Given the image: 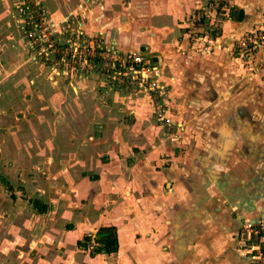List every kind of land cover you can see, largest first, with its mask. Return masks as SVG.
Returning a JSON list of instances; mask_svg holds the SVG:
<instances>
[{
    "label": "crops",
    "instance_id": "1",
    "mask_svg": "<svg viewBox=\"0 0 264 264\" xmlns=\"http://www.w3.org/2000/svg\"><path fill=\"white\" fill-rule=\"evenodd\" d=\"M40 1L57 32L65 25L69 27L73 16H78L81 19L74 22L77 27L73 32L99 35L106 45L120 52L155 53L153 60L162 68L159 81L167 87L165 103L185 119L181 122L183 130L190 126L201 130V143L191 142L192 147H200L201 153L186 151L178 155L176 143L170 148L169 158L161 159L151 95L123 98L113 93L105 97V105L95 108L97 100L104 97L94 92L92 80L73 88L74 100L62 104L63 115L89 114L92 121L84 126L91 131L96 123L103 131L102 136L89 134V140L76 141L74 146L79 151L72 159L80 165L75 178L80 193L86 191L85 187L91 188L89 205L94 209L95 232L115 228L119 250L109 255H126L120 243L125 237L137 243L130 253L139 264H145L147 258L155 260L154 264H178L179 251L189 261L200 259L198 264H252L253 259L244 252L246 237L239 231L245 224L264 220V139L258 137V127L264 129V91L256 84L244 86L243 60L231 52L230 44L233 38L264 27V0H231L232 13L228 18L219 17L213 35L215 50L207 55H201L195 46L187 48L184 30L186 20L206 0H161L164 6L157 5L160 0H152L154 9L138 16L136 23L128 22L131 15L115 6L122 0ZM17 2L0 0V58L21 49L22 37L15 25ZM181 49L189 53L178 54ZM262 55L251 54L247 59L251 63L253 56ZM84 120L81 117L80 123L76 122L78 129L86 131L81 127ZM61 127L57 128L59 138L67 131ZM103 155L106 162L100 159ZM64 156H59L60 161L66 162ZM63 174L70 175L67 169ZM121 178L132 180L126 185L121 182L119 187L108 184V180ZM134 189L143 201L137 204L142 224L135 234H126L113 218L117 204L99 205V201L101 195L108 198L112 192L131 196ZM184 226L199 228L201 235L197 232L194 236L193 231L191 236L182 237L178 232ZM153 229L152 239L146 233ZM79 239L74 240L78 243ZM162 242L168 244L165 251ZM73 259L69 264H82L77 252ZM90 260L92 264L96 259Z\"/></svg>",
    "mask_w": 264,
    "mask_h": 264
},
{
    "label": "rangeland",
    "instance_id": "2",
    "mask_svg": "<svg viewBox=\"0 0 264 264\" xmlns=\"http://www.w3.org/2000/svg\"><path fill=\"white\" fill-rule=\"evenodd\" d=\"M147 1L122 0L115 6H118L123 14L131 15L128 22L136 23L138 16L149 14L154 9V2ZM157 2V5H165V2L161 0ZM40 5L46 10L41 1ZM15 12L17 14L15 25L22 37L21 49L7 52L9 56L5 54L0 58L2 65H0V95H2V99L0 98V264H69L74 261L73 254L76 252L82 264H91L89 263L90 259H96L92 264H139L136 261V256L131 254V249L135 248L137 243L129 242L125 237H122L120 241L125 256H111L98 250L100 247L96 243L98 233L95 232L97 223L92 222L94 209L89 205L92 198L91 190H89L91 188L85 187L86 191L80 193V188L76 184L77 179H75L80 165L72 158L75 156V151H79L74 146L76 141L89 140L87 139L89 134L102 136L103 131L100 126L95 125L96 123L91 126V131L88 130L90 127H85L92 121H89V114L80 115L86 119L81 127H85L87 130L78 129L80 125L76 121L79 122L81 117L74 113L67 117L64 116L62 104L65 101L73 102V88H78L80 83L85 80H92L94 92L98 96L104 97V100H97L98 106L95 108L105 105L107 102L105 97L113 93H118L123 98L138 94L151 95V116L155 126L159 127V132L155 134H157V142L160 144V147L157 146V152L161 159L169 158L172 152L170 148L176 143H179L178 147H175V153L178 155L183 156L186 151H189L190 154L192 151L201 153L200 147L191 145L192 143H201V130L192 126L183 130L181 122H185V119L181 118L182 116L177 113L176 108L165 103L164 91H167V87L159 81L162 68L153 60L156 56L155 53L120 52L116 47L110 44L106 45L101 36L92 35L111 52L121 53L124 58L140 56L144 61H148L147 68L156 67L157 70L130 73L128 79L131 78L125 82L119 80L118 76L116 79L107 77L101 70L77 76L71 71H67L65 64L58 61L53 53L45 51L46 55L42 56L39 51L32 48L18 22L17 8H15ZM231 13V0H206V3L186 20L184 30H186L187 48L195 46L201 55L213 52L215 50L213 35L216 33L217 21L219 17L228 18ZM80 19L78 16H73L69 21V27L65 25L66 29L56 31L55 40L59 44H66L67 40L78 38L79 32H73V30L77 27L74 22ZM48 21L50 24H54L50 16H48ZM85 35L88 36V34ZM59 51L60 49H57L56 52ZM186 53L189 52L184 49L178 51V54L181 55H186ZM235 54L243 60L241 61L242 75L246 77L244 86L256 84L259 89L264 91V55L251 56L253 59L250 63V59H247V56L250 57L249 55ZM143 63L142 66H145ZM156 71L158 75L153 73ZM142 78L148 80V84L144 83V87L139 83ZM27 80H32L33 83L29 85ZM35 80L39 81L35 83ZM156 80L158 85L164 88L161 89L163 94L160 100L166 110L163 115L166 116L169 123L166 120H161L156 106V97L154 98V92L151 91L152 81ZM259 102H261L260 99ZM259 123H261L260 120ZM59 125L62 126L61 128L67 129L65 137L59 138L57 129L60 128ZM80 133L85 136L80 137ZM258 137L264 139V129L260 126L258 127ZM43 141L47 143L42 145ZM60 155L62 159L63 156L66 158V162L60 161ZM100 159L106 162L104 159L107 157L103 155ZM162 164L165 166L167 163ZM65 169L69 172V176H64ZM93 180L95 181L96 178ZM131 180L132 178L128 181ZM111 181L108 180V184L113 183L117 187L121 182L125 185L128 182L122 178ZM132 192L134 193L131 196L123 195L121 191L115 194L112 192L108 198L101 195V201H99V205L117 204L113 211V218L116 223L122 224L126 234H135L142 224V217L137 215V204L143 201H140L137 190L134 189ZM105 200H107L106 203ZM129 205L130 210H128ZM178 216L180 217V215ZM244 226L239 231L242 234H244ZM193 231L194 236L198 235L197 232L201 235L199 228L189 226L181 227L178 234L182 237L191 236ZM125 233L123 236L126 235ZM146 234H149L153 239L155 230L147 231ZM140 236L142 235H139V238ZM79 237L80 239L76 243L74 239ZM87 238L91 240L87 241ZM246 240L243 247L244 252L247 253L246 243L248 241ZM162 245L165 247L163 249L165 251L168 244L162 242ZM76 247L79 251L76 250ZM64 252L68 255H63ZM72 252L74 253L72 254ZM244 252L242 253L244 254ZM247 254L250 256L249 253ZM146 255H149L147 251ZM122 257L124 260L119 261ZM188 259L183 252L179 251L178 264H198L201 261L200 259L194 261ZM153 261L155 260L147 258L145 264H154ZM252 264L261 263L253 259Z\"/></svg>",
    "mask_w": 264,
    "mask_h": 264
},
{
    "label": "built area",
    "instance_id": "3",
    "mask_svg": "<svg viewBox=\"0 0 264 264\" xmlns=\"http://www.w3.org/2000/svg\"><path fill=\"white\" fill-rule=\"evenodd\" d=\"M19 24L28 43L32 45L34 50L45 56V51L55 55L58 61L65 64L67 71H71L75 75L89 73L90 71L101 70L107 77H113L125 82L129 74L141 73V71L149 72L157 70L156 67L147 68L148 61H144L140 56H131L124 58L121 53L111 52L110 49L102 46L100 41L92 37L79 33L78 38L67 40L66 44H59L55 40V25L50 24L46 10L40 5L39 0H18L16 4ZM62 45V46H61ZM60 49L59 52H56ZM230 49L240 56L261 53L264 55V27L245 32L244 34L233 38ZM144 62V63H143ZM142 63L145 66H142ZM158 75L157 71L153 72ZM130 74V75H131ZM131 77H129L130 79ZM128 79V80H129ZM134 81L135 78H133ZM147 78H142L140 86L144 87V83L148 84ZM151 91L154 92L156 106L159 111L161 120H166L163 113L166 112L163 102L160 98L163 94L158 85L157 80L152 81ZM244 234L246 235V251L250 254L254 261L264 264V220L255 223H248L244 226Z\"/></svg>",
    "mask_w": 264,
    "mask_h": 264
},
{
    "label": "trees",
    "instance_id": "4",
    "mask_svg": "<svg viewBox=\"0 0 264 264\" xmlns=\"http://www.w3.org/2000/svg\"><path fill=\"white\" fill-rule=\"evenodd\" d=\"M90 238H87V241H90ZM96 243L100 246L99 251H103L107 254L116 253L119 250V241L115 232V228L107 227L101 228L97 234Z\"/></svg>",
    "mask_w": 264,
    "mask_h": 264
},
{
    "label": "water",
    "instance_id": "5",
    "mask_svg": "<svg viewBox=\"0 0 264 264\" xmlns=\"http://www.w3.org/2000/svg\"><path fill=\"white\" fill-rule=\"evenodd\" d=\"M155 61H157V60H155Z\"/></svg>",
    "mask_w": 264,
    "mask_h": 264
}]
</instances>
